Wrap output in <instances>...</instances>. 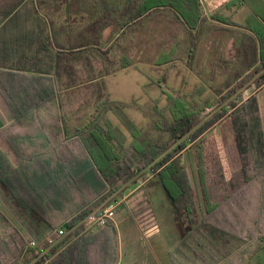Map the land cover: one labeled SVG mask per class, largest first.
<instances>
[{"label": "trees", "instance_id": "16d2710c", "mask_svg": "<svg viewBox=\"0 0 264 264\" xmlns=\"http://www.w3.org/2000/svg\"><path fill=\"white\" fill-rule=\"evenodd\" d=\"M145 33L158 51L155 66L180 61L200 78L207 66L213 99L190 102L163 75L155 84L169 104L153 110L156 134L126 116L127 136L109 113L144 108L112 101L105 78L136 65L129 52ZM215 36L231 44V53L222 48L200 65ZM0 47L7 55L0 57V96L14 117L7 126L0 121V134L19 164L0 149V264H28L264 67V28L217 13L208 18L201 0H0ZM263 84L264 76L129 189L158 177L179 237L172 264H217L247 246L246 264L264 248V126L251 95ZM82 85L86 96L66 106ZM226 115L243 185L214 202L209 164L222 172L221 160L199 140ZM196 141L197 181L182 157ZM86 226L37 264H89L80 241L63 250Z\"/></svg>", "mask_w": 264, "mask_h": 264}, {"label": "crops", "instance_id": "0c3cea01", "mask_svg": "<svg viewBox=\"0 0 264 264\" xmlns=\"http://www.w3.org/2000/svg\"><path fill=\"white\" fill-rule=\"evenodd\" d=\"M202 8L204 16L208 18L217 13L232 19L234 22L238 20L240 22L238 25L244 28H254L255 30L264 28V0H202ZM252 18L256 23H251ZM252 35L255 38L257 37L255 34ZM208 42L209 44L205 47L208 52L204 55V49L200 60L201 64L204 62L205 57L212 58L216 51L222 48L225 49L227 56L231 53V44L227 43L225 45L224 38L209 37ZM0 57H7L4 47H0ZM186 68V65L182 62L158 67L156 72H162L163 74H158L156 80L158 82L164 72L170 71L166 85L172 91L187 94L190 96L187 100L190 102L195 101L203 104V101L209 98L213 99L211 88L214 84L209 82L207 66L204 73L205 79H199L192 74L191 70ZM192 76L195 78L191 81L190 77ZM188 78L190 79L188 80ZM200 91L203 92L201 96L198 95ZM251 95L257 97L264 126V84ZM227 120L229 121V118ZM0 121L4 126L14 121L13 115L7 109L1 96ZM126 135L130 136L129 133H126ZM0 149L6 155L12 154L1 134ZM236 153L241 169L242 163L237 148ZM182 157L183 163L190 168L197 181L195 148L189 145L182 152ZM15 165L18 166V162ZM138 190L143 191L144 194H134L135 192L138 193ZM162 193L158 177L150 175L148 179L140 182L135 190L119 200L120 205L116 210V218L112 221L111 226L100 225L95 219L88 223L86 228L74 237L63 250L69 245H74L80 241L82 247L88 250L89 264H100L103 257L106 258L104 260L106 264H172L170 252L178 244L179 237L167 198Z\"/></svg>", "mask_w": 264, "mask_h": 264}, {"label": "rangeland", "instance_id": "374dc122", "mask_svg": "<svg viewBox=\"0 0 264 264\" xmlns=\"http://www.w3.org/2000/svg\"><path fill=\"white\" fill-rule=\"evenodd\" d=\"M235 22L237 24L240 23L238 20ZM251 23H256L253 18L251 19ZM253 26L255 27V24ZM153 47L154 46L152 44L148 43L146 33L143 36H140L137 42H135L134 47L131 48L129 52V56L136 65L120 70L105 78L106 90L112 101L126 104H132L133 101H136L138 105L144 108V111H142L136 109L135 107H126L120 110L121 112L123 111V116L118 114L119 109H115L109 113V118L116 122L114 125L117 126L122 132H128L124 121V117L127 116L140 129L150 132V135L153 136L156 134L154 121L158 119L157 114H154L153 110H155L154 108L157 106L161 109L165 108L169 104L167 96L163 95L161 89L156 84H154L157 82L156 79L158 74L162 75L163 73L156 72L158 67L155 66V56L158 54V51ZM206 52H208V49H205L204 55ZM179 62L180 61H177V63ZM199 64L201 65L200 61ZM97 68L99 71L102 69L99 64ZM169 72L170 71L164 72V76H168ZM192 74L200 79V77L196 75V72L192 71ZM194 76L190 77L191 81L195 78ZM190 78H188V80ZM82 80L85 81L84 76H82ZM87 88L88 87L82 85L81 88L72 94L73 96L71 97V101L69 100L66 103V106H71L74 104L73 107L75 108L79 103V100H82L86 96ZM246 95L248 96V94ZM228 118L229 116L226 115V117H224L221 121L214 124V126H212L203 135L206 137H202L199 140L206 141V152L208 155L212 156L211 159L214 157H218V159H220L221 157L220 164L222 163V172L219 170L217 164L216 167L214 166L213 162H211L212 164H209V176H211V178L209 179L208 183L211 196L213 197L212 200L214 202L224 201L231 193L235 192L243 185V177L241 175L240 169L241 164L240 161L238 162L233 131L230 125L231 120L229 118L228 121ZM225 121L228 122L224 123ZM199 141H196L190 145L195 148ZM8 156L9 159L15 164V156L13 154H8ZM222 173L224 176L221 175ZM136 187L137 185L131 190H128L125 195L130 194L133 190H135ZM145 192L147 191L145 190ZM134 194L141 195L144 194V192L138 190V193L135 192ZM2 209L8 215V217L13 219L12 215L7 212L5 208L2 207ZM2 234L3 232H1L0 228V237ZM246 247L247 246H242L240 249L234 252L229 259H224L221 263L218 262L217 264H245L244 253L246 251ZM246 264H264V248L255 252L249 258V261Z\"/></svg>", "mask_w": 264, "mask_h": 264}, {"label": "water", "instance_id": "95a60500", "mask_svg": "<svg viewBox=\"0 0 264 264\" xmlns=\"http://www.w3.org/2000/svg\"><path fill=\"white\" fill-rule=\"evenodd\" d=\"M264 76V67L256 73L246 84H244L240 89H238L231 97L213 109L210 113L204 116L198 123H196L186 134L181 136L176 142H174L170 147H168L164 152H162L157 158H155L151 163L145 166L143 169L138 171V173L125 182L118 190L113 192L105 201H103L96 209H94L85 218L80 220L71 229L65 232L60 238L55 240L39 255L33 258L28 264H37L42 259H44L51 251H53L60 243H62L67 237L76 232L79 228L88 223L92 222L97 218V216L114 200L119 198L124 192L129 190L134 184H136L145 174L152 171L155 166H157L164 158H166L170 153L175 151L181 144L188 141L194 134H196L202 127H204L211 119H213L217 114L223 111L225 108L229 107L232 102L237 100L241 95L245 94L259 79Z\"/></svg>", "mask_w": 264, "mask_h": 264}, {"label": "built area", "instance_id": "2783aa9c", "mask_svg": "<svg viewBox=\"0 0 264 264\" xmlns=\"http://www.w3.org/2000/svg\"><path fill=\"white\" fill-rule=\"evenodd\" d=\"M120 203L119 201L112 202L107 206L96 218L100 225H104L108 221H114L116 218V210L118 209ZM61 235L64 234V231L60 232ZM32 246H35V243H32Z\"/></svg>", "mask_w": 264, "mask_h": 264}]
</instances>
